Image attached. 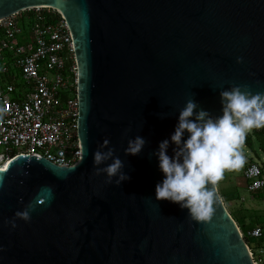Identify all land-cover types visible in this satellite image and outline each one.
Instances as JSON below:
<instances>
[{"label": "water", "instance_id": "95a60500", "mask_svg": "<svg viewBox=\"0 0 264 264\" xmlns=\"http://www.w3.org/2000/svg\"><path fill=\"white\" fill-rule=\"evenodd\" d=\"M32 7L57 11L71 36L80 155L71 166L16 155L0 167V264H253L223 202L196 222L156 200L164 174L153 153L188 99L216 116L220 91H264V0H0V20ZM137 135L144 148L125 155ZM106 138L129 177L120 185L95 175ZM40 200L30 221L8 223Z\"/></svg>", "mask_w": 264, "mask_h": 264}, {"label": "built area", "instance_id": "2783aa9c", "mask_svg": "<svg viewBox=\"0 0 264 264\" xmlns=\"http://www.w3.org/2000/svg\"><path fill=\"white\" fill-rule=\"evenodd\" d=\"M77 115L71 36L59 13L32 7L1 19L0 166L16 155L44 158L58 166L76 164ZM247 152H243L247 163L240 170L244 188L249 195L262 193L264 206V151L261 157ZM253 168L256 171L250 172ZM239 232L252 240L247 248L253 264L264 263L263 228L255 225Z\"/></svg>", "mask_w": 264, "mask_h": 264}, {"label": "clouds", "instance_id": "9594fccd", "mask_svg": "<svg viewBox=\"0 0 264 264\" xmlns=\"http://www.w3.org/2000/svg\"><path fill=\"white\" fill-rule=\"evenodd\" d=\"M242 62L243 58L238 57L237 63ZM219 95L222 114L216 116L202 108L197 111L198 104L188 99L179 110L178 123L170 137L176 146L174 154H167L168 139L160 142L158 151L153 153L158 157L159 169L164 174L162 182L155 186L156 200L179 204L182 209H188V216L196 222L211 219L213 205L222 202L216 185L223 179L225 171H239L244 167L247 159L243 146L248 133L264 128V91L254 93L248 85H233L220 91ZM127 131L130 129L125 135ZM109 143L107 138L104 139L93 154V163L97 166L95 175L106 173L109 184L113 177H118L115 182L120 185L129 177L122 171L124 163L114 155L115 149L108 147ZM145 144V139L139 135L129 139L125 155H138ZM105 148L107 151L102 150ZM109 160L112 162L106 167H98ZM3 180L0 176V187H3ZM43 192L50 196L51 188H45ZM37 203L43 201L29 202L24 210L15 212L8 223L15 228L16 219L30 221Z\"/></svg>", "mask_w": 264, "mask_h": 264}, {"label": "crops", "instance_id": "0c3cea01", "mask_svg": "<svg viewBox=\"0 0 264 264\" xmlns=\"http://www.w3.org/2000/svg\"><path fill=\"white\" fill-rule=\"evenodd\" d=\"M264 139V138H261ZM260 141V139L252 138V149H248L243 146V152L249 151L248 156H256L257 153L255 150V144ZM258 147V146H257ZM259 150V149H258ZM261 153V151H259ZM250 154V155H249ZM228 182V186H225V183ZM218 190V194L222 199L223 204H225L224 198L222 196L228 197L231 195L235 198L238 204V208L233 210V214L229 213L231 218L234 220L238 229L245 231L255 225H259L263 228V237L261 239V245L264 246V206L260 202V198L262 197V193L249 195L245 191L244 182L239 171H233L230 174L224 173L223 179L218 182L216 185ZM240 198L242 200H240ZM233 201L230 200V204ZM232 205V204H231ZM225 206V205H224ZM244 216L248 218L246 224L243 222L240 223L238 219L235 217ZM235 218V219H234ZM257 251V250H256ZM264 264V263H259Z\"/></svg>", "mask_w": 264, "mask_h": 264}, {"label": "rangeland", "instance_id": "374dc122", "mask_svg": "<svg viewBox=\"0 0 264 264\" xmlns=\"http://www.w3.org/2000/svg\"><path fill=\"white\" fill-rule=\"evenodd\" d=\"M248 134H250V133H248ZM255 150H256V153H257V157H261V153L259 151H261V152L264 151V139H261L260 141L257 142V144H255ZM225 186L226 187L228 186V182L225 183ZM222 197L224 198V201H225V204L224 205H225L226 210L228 211V213L233 214V210L234 209H237L239 207L237 205L238 203L236 201L234 202L235 198L233 196H231V195H228V197H225V196H222ZM230 200L233 201L231 203L232 205L229 203ZM235 218L238 219L240 221V223L243 222L244 224H246V222L248 221V218L247 217H244V216H240L238 218L235 217ZM244 241L246 243V246L251 249V245L253 244L252 243V240H249L248 238H244ZM251 252H252V255L254 256V258H256L257 257V253H256V250L253 249V247H252Z\"/></svg>", "mask_w": 264, "mask_h": 264}, {"label": "trees", "instance_id": "16d2710c", "mask_svg": "<svg viewBox=\"0 0 264 264\" xmlns=\"http://www.w3.org/2000/svg\"><path fill=\"white\" fill-rule=\"evenodd\" d=\"M252 138L260 140L264 138V128L253 129L250 134L247 135L244 146L250 150L252 149Z\"/></svg>", "mask_w": 264, "mask_h": 264}, {"label": "bare ground", "instance_id": "6f19581e", "mask_svg": "<svg viewBox=\"0 0 264 264\" xmlns=\"http://www.w3.org/2000/svg\"><path fill=\"white\" fill-rule=\"evenodd\" d=\"M1 167V166H0Z\"/></svg>", "mask_w": 264, "mask_h": 264}]
</instances>
